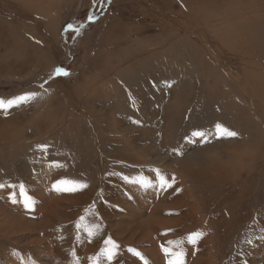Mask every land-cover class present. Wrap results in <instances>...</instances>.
Returning a JSON list of instances; mask_svg holds the SVG:
<instances>
[{"label": "rangeland", "instance_id": "374dc122", "mask_svg": "<svg viewBox=\"0 0 264 264\" xmlns=\"http://www.w3.org/2000/svg\"><path fill=\"white\" fill-rule=\"evenodd\" d=\"M0 104V264H264V0H0Z\"/></svg>", "mask_w": 264, "mask_h": 264}, {"label": "snow or ice", "instance_id": "6c2138e0", "mask_svg": "<svg viewBox=\"0 0 264 264\" xmlns=\"http://www.w3.org/2000/svg\"><path fill=\"white\" fill-rule=\"evenodd\" d=\"M89 19H91V18H89ZM67 27H68L70 30L72 29V25H68ZM77 31H78V30H77ZM67 74H68V73H67L63 68H60V67L56 68L55 73H54V75H56V76H59V75H67ZM30 98H31V96H22V97H19L18 100H19L20 102H23V101L28 100V99H30ZM2 107H3V105L0 104V108H2ZM217 128L220 129V126L218 125ZM221 130L224 131V132L226 133V135L229 136V137H232V136H235V135H236V133L231 132V131H228V130H226V129H221ZM192 135H193V136L202 137V136L205 135V133H203V132H193ZM145 183H146V182H145ZM164 183H165V181L161 180V184H162V186H163ZM169 186H170V185H169ZM66 190H69V191H75V190H77V189H66ZM30 204H31L30 201L26 202V207H30ZM199 237H200V234H199V233H196V234L190 236V237H189V240H190L191 243L195 244V243H197ZM108 243H111V241H108ZM112 247L115 248L116 245L113 244ZM180 255H181V253H176L177 259H176V260H170V261L168 262V264H181V261L179 260V256H180ZM108 259H109V260L112 259V252H111V250H109V252H108Z\"/></svg>", "mask_w": 264, "mask_h": 264}, {"label": "bare ground", "instance_id": "6f19581e", "mask_svg": "<svg viewBox=\"0 0 264 264\" xmlns=\"http://www.w3.org/2000/svg\"><path fill=\"white\" fill-rule=\"evenodd\" d=\"M30 1V0H29ZM97 113V112H96ZM13 120H11L10 122H8V123H6L5 125H4V129L1 131V135H5L6 137H8V135L9 134H13V132H12V129H11V122H12ZM10 123V124H9ZM13 123V122H12ZM111 130V127H110V129H108V133H110V134H112V135H114L113 133H112V131H110ZM107 133V134H108ZM220 168L219 167H217L215 170L216 171H218ZM158 222H160V221H158Z\"/></svg>", "mask_w": 264, "mask_h": 264}, {"label": "crops", "instance_id": "0c3cea01", "mask_svg": "<svg viewBox=\"0 0 264 264\" xmlns=\"http://www.w3.org/2000/svg\"><path fill=\"white\" fill-rule=\"evenodd\" d=\"M55 66L57 67L58 65H55ZM55 66H54V67H55ZM54 67H53V68H54Z\"/></svg>", "mask_w": 264, "mask_h": 264}]
</instances>
